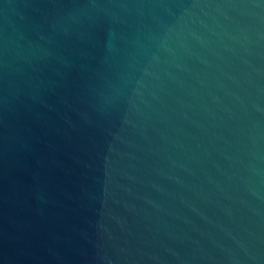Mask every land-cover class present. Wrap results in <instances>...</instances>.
Wrapping results in <instances>:
<instances>
[{
    "label": "water",
    "instance_id": "obj_1",
    "mask_svg": "<svg viewBox=\"0 0 264 264\" xmlns=\"http://www.w3.org/2000/svg\"><path fill=\"white\" fill-rule=\"evenodd\" d=\"M0 264H264V0H0Z\"/></svg>",
    "mask_w": 264,
    "mask_h": 264
}]
</instances>
